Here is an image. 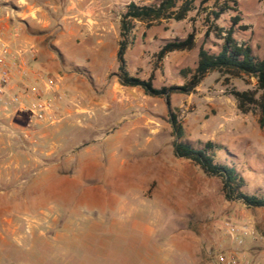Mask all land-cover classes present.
Segmentation results:
<instances>
[{"label":"rangeland","instance_id":"374dc122","mask_svg":"<svg viewBox=\"0 0 264 264\" xmlns=\"http://www.w3.org/2000/svg\"><path fill=\"white\" fill-rule=\"evenodd\" d=\"M107 1L104 18L91 11L66 28L69 0H58L56 11L47 8L51 25L33 31L46 44L34 46L41 57L33 67L55 77L64 73L61 59L83 92L64 91L78 120L49 124L32 137L18 134L19 167L0 150V264H217V251L239 250L254 258L251 241L264 264V208L227 201L220 178L177 158L166 99L124 87L116 75L111 51L118 45L122 13L131 2L158 0ZM236 1L240 24L247 26L237 38L263 58L264 0ZM201 17L196 48L171 53L161 63L155 55L163 42L186 37L191 21L137 22L126 56L131 75H153L156 88L185 85L182 70L195 69L198 61ZM224 19L227 25L229 15ZM101 38L104 51L97 49ZM255 84L253 78L212 72L191 94L173 93L171 106L185 140L223 145L228 153L219 157L245 180V192L264 197V129L256 115L238 110L229 93ZM25 147L34 150L28 157ZM227 219L249 223L255 235L238 246L223 230Z\"/></svg>","mask_w":264,"mask_h":264},{"label":"trees","instance_id":"16d2710c","mask_svg":"<svg viewBox=\"0 0 264 264\" xmlns=\"http://www.w3.org/2000/svg\"><path fill=\"white\" fill-rule=\"evenodd\" d=\"M194 12L196 16L191 17ZM201 15L205 29L198 51V61L195 69L182 70L186 79L185 85L156 88L153 75L144 80L130 74L126 53L135 42L137 22L153 26L169 20L191 21L192 30L186 37L163 42L155 55L156 63H161L171 53L189 52L196 48L199 34L196 17ZM227 15L228 24H221V21H226L224 18ZM241 17L236 0H158L146 5L131 2L120 19L116 75L124 87L140 88L149 96L166 99L175 137L174 155L177 158L190 161L205 176L220 178L227 201L240 202L248 208H264V197L247 194L244 190L245 180L233 166L224 164L220 159V152H224L223 159L226 158L227 148L212 141L193 143L185 140L184 127L178 113L171 106L173 93L191 94L212 72L229 77L253 78L256 81L253 88L243 91L232 88L229 93L235 98L238 110L244 115H256L260 128L264 129V57L260 58L249 44L238 40V32L247 29V26L240 24ZM210 46L215 48V51Z\"/></svg>","mask_w":264,"mask_h":264},{"label":"crops","instance_id":"0c3cea01","mask_svg":"<svg viewBox=\"0 0 264 264\" xmlns=\"http://www.w3.org/2000/svg\"><path fill=\"white\" fill-rule=\"evenodd\" d=\"M57 1L58 0H0V32L4 34L6 40L12 43L14 47L46 45L45 38H43L44 36L37 35L33 31H35L34 29L36 27L39 29V28H44L47 25L48 26L51 25L47 8H51L54 11H56L58 8ZM107 4H108L107 0H69V3L66 7L67 16L64 17L65 27L67 28L68 26L71 25L73 18L78 20L79 17L83 15H88L90 14L91 11L93 12L94 16H97L100 19L104 18V16L107 15V13H105V7ZM17 5L20 10L17 9ZM8 6L12 10L11 13L7 9ZM15 11L17 13H15ZM119 29H120V25H119ZM119 40L120 37L117 40L118 45L117 46L115 45V47L112 48L111 56L113 57L117 56V51L119 48ZM104 47H105V41L104 38H101L97 42V49L99 51H104L105 49ZM129 50L130 47L127 50V53ZM51 55L54 56L53 54ZM40 57H41V53L38 51L36 59L30 62L29 66L33 71H37V69H35L33 66L34 64L37 63ZM59 60H60V64L64 69V73L59 72L55 77L60 79L61 91L62 92L72 91L77 94L82 93L83 90L80 87L73 85V81H72L73 76L71 75L70 72L65 70L61 59ZM29 81L32 84L35 83L34 80H29ZM76 111L78 110L77 109L69 110L67 107H63L61 112V116H62L61 121L66 120L65 122H67L68 121L67 118L78 120L77 115H75L77 113ZM0 121H2L0 125V150L1 149H4L3 151L7 150L9 154L8 156L12 157L11 163H14L15 161L17 162L15 164L16 167H19L20 164L19 161L16 159V157L19 151H21V149L19 147L18 142L17 143L15 142L19 137L18 134L22 133L25 135V133H28L29 136L32 137L31 132L37 129L39 131H44L49 126V124L46 123L44 124L36 121L30 122L29 116L27 114L18 113L12 107L5 108L2 102H0ZM35 134H37V132H35ZM27 143H28L27 146H29V144H31V140H28ZM25 149L26 150H23V152L27 157L32 151H34L32 150V147L30 148L25 147ZM248 243L250 245L249 250L251 251V253L255 254L253 259H258L257 257L259 255H260L259 257L261 258L263 253L260 251L261 250L260 247L256 246L252 241ZM257 245H259L258 242Z\"/></svg>","mask_w":264,"mask_h":264},{"label":"built area","instance_id":"2783aa9c","mask_svg":"<svg viewBox=\"0 0 264 264\" xmlns=\"http://www.w3.org/2000/svg\"><path fill=\"white\" fill-rule=\"evenodd\" d=\"M36 56L34 46L14 47L0 32V102L5 108L27 114L30 122L53 125L61 121L63 107L68 108L69 95L61 91L59 78L30 68ZM24 136L27 138L29 134ZM222 227L238 246L244 244L246 237L255 235L249 223L238 224L227 219ZM214 257L217 264H262L239 250L217 251Z\"/></svg>","mask_w":264,"mask_h":264}]
</instances>
